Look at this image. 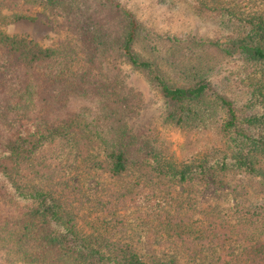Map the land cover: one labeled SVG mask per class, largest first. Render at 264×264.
Returning a JSON list of instances; mask_svg holds the SVG:
<instances>
[{
	"label": "trees",
	"instance_id": "16d2710c",
	"mask_svg": "<svg viewBox=\"0 0 264 264\" xmlns=\"http://www.w3.org/2000/svg\"><path fill=\"white\" fill-rule=\"evenodd\" d=\"M191 1L221 16L229 31L159 33L122 0H0V245L11 262L164 264L142 257L120 215L148 208L190 257L186 264H264V198H247L251 184L264 192V105L253 101L263 86L253 83L239 106L210 78L232 59L248 67L246 78L264 75V9L245 14L218 0ZM38 11L56 18V44L2 29ZM117 63L131 65L164 97V123L190 134L179 153L151 120L130 123L143 99L105 71ZM57 143L67 147L66 160L53 165L36 156ZM232 171L251 175L250 182H229L233 207L201 224L191 212L171 210V191L154 193L153 184L206 183ZM105 174L111 180L101 182V220L109 218L116 241L99 228L85 233L62 200Z\"/></svg>",
	"mask_w": 264,
	"mask_h": 264
},
{
	"label": "rangeland",
	"instance_id": "374dc122",
	"mask_svg": "<svg viewBox=\"0 0 264 264\" xmlns=\"http://www.w3.org/2000/svg\"><path fill=\"white\" fill-rule=\"evenodd\" d=\"M137 15L159 33H167L178 36H187L189 34L212 37L218 34H226L229 31L227 24L223 22L221 16L214 17V14L204 13L191 0H122ZM220 6L231 7L239 13H251L259 9H264V0H218ZM56 18L45 11H38L34 14V19H21L14 22L2 24V29L9 35L27 34L34 41L44 46H52L57 43L59 34L56 32ZM248 67L237 59L221 63L210 78L216 84L218 89L231 97L237 105H243L252 97L251 90L254 89L253 83L259 82L262 89H258L253 97L257 109L264 105V75L258 73L246 78L244 75ZM105 71L110 77L120 81L124 88L131 89V92L141 93L143 107L140 113L129 119L130 123L139 128L151 120L161 131L162 136L172 143L173 148L180 152L190 139V134L183 132L178 128L164 123L165 101L164 97L149 83L141 73L136 71L127 63H117L116 66L107 65ZM241 74V78L236 76ZM242 80V82H241ZM238 81V82H237ZM252 82L251 86H248ZM251 89V90H250ZM51 149V150H49ZM49 152L42 154L40 151ZM95 152L101 151L94 147ZM67 147L62 149L61 145L47 144L36 152L40 159L45 158L46 163H59L66 160ZM69 169L73 164L67 166ZM251 175L242 171H232L223 176L209 177L206 183L200 181L184 184H153L154 193L157 197L160 194L166 195L171 191L174 199L168 205L172 211L179 207L183 213L191 212L192 219L196 224L205 222L206 216L212 213H225L233 207L235 203L234 195L229 190V182H250ZM76 177H71L74 182ZM223 179V180H222ZM111 178L105 174L103 176H93L87 178L84 182V190L80 196L65 194L63 202L66 210L75 209L72 217L85 233H90L99 228L100 232L108 241L120 240V235H114L105 225L109 218L104 219L101 204V182H109ZM115 181H118L115 179ZM254 190H257L255 192ZM251 201H257L264 198V192L251 184L249 186L248 197ZM92 205V207H91ZM98 208V209H97ZM127 221L129 228L128 240L133 241L138 252L150 263L161 262L164 264H186L190 257L176 245L172 237L165 236L158 227L153 217V211L148 208L135 209L130 208L126 212H121ZM97 232V231H95ZM0 264H24L11 262L5 249L0 245Z\"/></svg>",
	"mask_w": 264,
	"mask_h": 264
}]
</instances>
